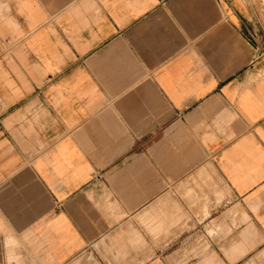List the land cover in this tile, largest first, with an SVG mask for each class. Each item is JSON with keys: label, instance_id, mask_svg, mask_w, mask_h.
<instances>
[{"label": "crops", "instance_id": "obj_1", "mask_svg": "<svg viewBox=\"0 0 264 264\" xmlns=\"http://www.w3.org/2000/svg\"><path fill=\"white\" fill-rule=\"evenodd\" d=\"M0 264H264V0H0Z\"/></svg>", "mask_w": 264, "mask_h": 264}, {"label": "built area", "instance_id": "obj_2", "mask_svg": "<svg viewBox=\"0 0 264 264\" xmlns=\"http://www.w3.org/2000/svg\"><path fill=\"white\" fill-rule=\"evenodd\" d=\"M1 128H2V124H1V122H0V130H1Z\"/></svg>", "mask_w": 264, "mask_h": 264}]
</instances>
